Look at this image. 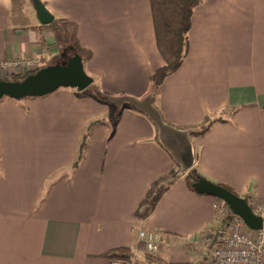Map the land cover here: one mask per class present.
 Instances as JSON below:
<instances>
[{"label": "crops", "instance_id": "1", "mask_svg": "<svg viewBox=\"0 0 264 264\" xmlns=\"http://www.w3.org/2000/svg\"><path fill=\"white\" fill-rule=\"evenodd\" d=\"M41 1L55 21L76 26L75 46L102 91L151 94L150 77L164 59L150 0ZM53 23H40L33 0H0V61L67 64L74 53L63 51ZM189 40L154 105L181 129L211 122L192 137V170L264 203V0H204ZM26 74L0 70V81ZM157 131L132 106L76 88L3 98L0 264H201L218 198L191 189ZM141 229L161 233L157 254L138 244ZM118 250L128 257L113 256Z\"/></svg>", "mask_w": 264, "mask_h": 264}, {"label": "water", "instance_id": "2", "mask_svg": "<svg viewBox=\"0 0 264 264\" xmlns=\"http://www.w3.org/2000/svg\"><path fill=\"white\" fill-rule=\"evenodd\" d=\"M33 5L41 24L48 25L55 21L54 15L41 0H33ZM93 84L94 79L85 71L82 55L76 52L68 58L67 64L41 68L23 81H0V102L6 97L15 100L45 97L59 88H76L84 91ZM105 99L107 103L118 108L130 105L144 113L158 130L163 147L179 166L180 173L189 174L192 171L196 164L193 130L181 129L167 123L154 105L152 94L144 98L106 94ZM192 186L200 194L212 195L226 202L236 215L243 218L251 230L264 227L263 218L254 213L245 198L198 174L193 175Z\"/></svg>", "mask_w": 264, "mask_h": 264}, {"label": "trees", "instance_id": "3", "mask_svg": "<svg viewBox=\"0 0 264 264\" xmlns=\"http://www.w3.org/2000/svg\"><path fill=\"white\" fill-rule=\"evenodd\" d=\"M203 1L204 0H150L155 25L157 46L164 59V65L157 69L150 77V81L152 84L151 94L154 97V103L156 97L160 93L163 81L166 79V77H168L181 67L189 52V33L192 27L193 12L194 9ZM53 25L55 26L57 38L63 51L68 55L76 52L82 55L81 51L78 50L75 46L76 26L71 23L60 24L57 21H55ZM29 75L30 74L17 75L5 81H23ZM85 91L93 95L99 101L106 102L105 95L107 93L102 91L96 84H93ZM119 116L120 114L118 113L115 116V119H118ZM93 125L94 124H92L91 127ZM210 126L211 122L199 128H195L193 130L192 137H197L205 134L209 130ZM88 132L89 130L83 136L79 149L78 159L74 164L75 168L79 165L84 157V149L86 147V138L88 137ZM157 140L158 143L163 147L159 139L158 131ZM194 174H197V172L195 170H192L189 174H187V179L189 181L191 189L196 192V190L192 186V177ZM219 185L238 195L237 192L232 188L223 184ZM156 200L157 199H155V201ZM245 200L249 204H251L250 198L246 197ZM123 252V250L114 251L113 256L120 258L128 257V254Z\"/></svg>", "mask_w": 264, "mask_h": 264}, {"label": "built area", "instance_id": "4", "mask_svg": "<svg viewBox=\"0 0 264 264\" xmlns=\"http://www.w3.org/2000/svg\"><path fill=\"white\" fill-rule=\"evenodd\" d=\"M32 59L1 60L0 70L13 73H34L41 67ZM254 213L264 220V203H251ZM215 216L207 241L210 252L201 264H264V227L251 230L242 217L236 215L221 199L214 203ZM138 244L149 254L160 250L161 233L155 229H141L137 233ZM112 264H131L114 259Z\"/></svg>", "mask_w": 264, "mask_h": 264}, {"label": "rangeland", "instance_id": "5", "mask_svg": "<svg viewBox=\"0 0 264 264\" xmlns=\"http://www.w3.org/2000/svg\"><path fill=\"white\" fill-rule=\"evenodd\" d=\"M77 53H78V52H77ZM83 55H86V52H84ZM82 57H83V56H82ZM64 62H65L64 60H61V61H60L59 59H57V58L55 59V58H54V60H53L52 62H50L49 66H57V65L63 64ZM253 201H254V200H252L251 203H253ZM250 205H251V204H250ZM251 206H252V205H251Z\"/></svg>", "mask_w": 264, "mask_h": 264}]
</instances>
